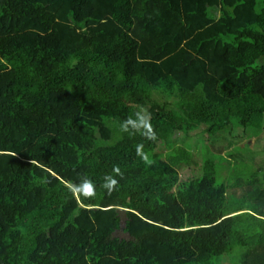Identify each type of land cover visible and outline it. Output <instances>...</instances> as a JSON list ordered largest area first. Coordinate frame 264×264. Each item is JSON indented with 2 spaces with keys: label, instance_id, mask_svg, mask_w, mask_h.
Wrapping results in <instances>:
<instances>
[{
  "label": "trees",
  "instance_id": "1",
  "mask_svg": "<svg viewBox=\"0 0 264 264\" xmlns=\"http://www.w3.org/2000/svg\"><path fill=\"white\" fill-rule=\"evenodd\" d=\"M263 156L264 0H0V264H264Z\"/></svg>",
  "mask_w": 264,
  "mask_h": 264
},
{
  "label": "clouds",
  "instance_id": "2",
  "mask_svg": "<svg viewBox=\"0 0 264 264\" xmlns=\"http://www.w3.org/2000/svg\"><path fill=\"white\" fill-rule=\"evenodd\" d=\"M137 118L135 120L129 118L128 120L124 121L121 125L122 131H127L129 126H131L133 129L140 130L144 129L145 134L147 137L151 140H155V132L154 129L151 126L150 123V113L146 108H142L140 112L137 114ZM142 146H138V154L142 156V159L145 160V162H148V156L146 153H143L141 151ZM114 171L117 175H122L119 172L118 167L114 168ZM118 185V181L111 175H107L104 178V184L102 185L103 188L107 189L108 192H112L116 189ZM74 188L77 192H79L81 195L85 196L86 198H92L95 194V184L93 181L83 178L79 184L74 185Z\"/></svg>",
  "mask_w": 264,
  "mask_h": 264
},
{
  "label": "rangeland",
  "instance_id": "3",
  "mask_svg": "<svg viewBox=\"0 0 264 264\" xmlns=\"http://www.w3.org/2000/svg\"><path fill=\"white\" fill-rule=\"evenodd\" d=\"M233 135V137H236V136H239V137H243L242 138V140L241 141H238L237 142V145L239 146V147H242L243 145H244V143L245 142H249L251 145H253L254 144V141H255V138L254 137H248L247 135H245V133L242 131V129H236L235 131H234V133L232 134ZM232 148L230 147V149L229 150H231ZM223 153H222V156H224V157H227V155L225 154L226 152L225 151H222ZM264 157V156H263ZM231 161V160H230ZM192 168H193V170L195 171L197 168L195 167V166H193V167H190V168H186V169H184V170H182L181 172H180V175H182L183 176V178L184 177H186V175L188 176V175H190L191 173H192ZM230 193V192H229ZM230 196H233V194H230ZM236 196V195H235ZM234 196V197H235ZM231 204H236V201L234 200V202H230ZM117 235L118 236H122L120 233H118L117 232Z\"/></svg>",
  "mask_w": 264,
  "mask_h": 264
},
{
  "label": "water",
  "instance_id": "4",
  "mask_svg": "<svg viewBox=\"0 0 264 264\" xmlns=\"http://www.w3.org/2000/svg\"><path fill=\"white\" fill-rule=\"evenodd\" d=\"M117 212H118V214L120 216V228H119V230L117 232L120 233L123 237L128 238L129 235L123 232V230L125 228L127 210L123 209V208H118Z\"/></svg>",
  "mask_w": 264,
  "mask_h": 264
}]
</instances>
